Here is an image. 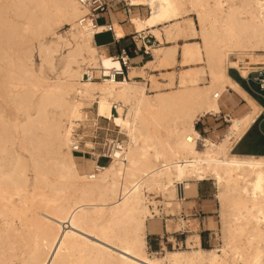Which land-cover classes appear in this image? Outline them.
<instances>
[{"label": "bare ground", "instance_id": "obj_1", "mask_svg": "<svg viewBox=\"0 0 264 264\" xmlns=\"http://www.w3.org/2000/svg\"><path fill=\"white\" fill-rule=\"evenodd\" d=\"M74 2L0 0V107L15 99L21 108L36 113L19 128L0 119V264H14L20 255L21 264H47L49 260L57 264H258L264 259V192L260 191L264 188V155L237 154L234 147L259 118L263 106L229 71L235 69L247 77L264 67L263 58L244 59L264 55L260 0H195L202 5L197 11L200 30L189 27L195 23L190 9L178 20L158 19L147 26L145 18L133 17L141 20L136 32L150 29L161 45L150 49L154 62L132 66L124 80H110L112 68L102 71V60L112 56L104 54L93 34L77 30L69 39L58 35L60 40L45 49L47 67L40 79L32 66L33 39L58 22L69 11L64 6ZM174 2L155 0L158 5ZM152 3L136 0V5H147L149 19ZM160 24L165 35L155 29ZM186 38L192 40L179 46L177 41ZM165 40L175 44L164 45ZM66 46V64L57 71L56 56ZM177 65L182 69L173 70ZM85 66L99 69L102 79L84 80ZM149 69L154 70L152 74ZM47 71L56 72V77L50 78ZM159 71L160 77L166 76L164 80L155 79ZM139 79L149 81L155 95L148 94V83ZM19 83L23 84L21 91L15 88ZM58 90L74 93L86 109L101 97L114 118L115 106L125 121L128 112L133 122L139 113L134 141L122 133L127 138L129 163L114 160L99 166L86 158L87 171L82 173L75 153L65 157L58 150L56 133L64 114ZM229 90L244 98L248 111L229 120L231 127L222 141L201 133L204 143L194 141V151H185L180 146L183 130L179 127L185 113L215 107L216 112L203 117L215 115L220 97ZM50 109L59 114L58 119L50 117ZM234 126L240 129L239 136L228 140ZM180 169L184 170L182 180L177 179ZM209 177L218 187L223 247L206 250L196 234L198 245L188 250L171 251L164 244L162 251L150 254L148 222L160 214L158 203L165 204L167 216H175L181 208L178 185L184 184L188 194H193L197 182ZM56 236L64 237L55 241L64 244L63 249L52 247ZM170 241L175 244L173 237Z\"/></svg>", "mask_w": 264, "mask_h": 264}, {"label": "snow or ice", "instance_id": "obj_2", "mask_svg": "<svg viewBox=\"0 0 264 264\" xmlns=\"http://www.w3.org/2000/svg\"><path fill=\"white\" fill-rule=\"evenodd\" d=\"M132 3L136 5V0H132ZM140 7V5H136ZM261 10H264V0H260L258 5ZM69 9L58 20L51 24L49 28L40 34H37L33 39V60L32 66L37 76L40 79L44 78L46 65L44 63V52L46 48H50L55 45V42L60 40V35H63L64 30H69V38L71 33L77 30L83 31L86 35L90 36L95 33L112 32L116 38L124 35L123 31L116 25L115 21L117 17H110L107 24L97 25L94 23L97 17L94 15L96 8H104L106 5L96 3L95 0H75L74 3L64 6ZM110 8V6H108ZM147 7V5H144ZM202 5L197 4L195 0L192 3H185L182 0H176L174 3H167L165 5H158L153 0L151 4V18H147L149 13L145 12L143 23L145 26L154 25L158 19L164 21H172L180 19L186 12L191 10L193 20L197 19V11ZM157 8H160L159 17L157 16ZM134 28H138L141 23L140 19L130 21ZM189 27L202 28V23H194ZM199 33H197V38ZM51 42V44H50ZM63 43V41H60ZM74 46V45H73ZM67 50V46H66ZM38 53V55H37ZM99 56V53H97ZM59 59V55H57ZM122 63H127L126 60H115L113 58H104L101 62V68H112L119 70ZM59 91V90H58ZM60 103L63 105L64 114L61 117V123L57 128L56 139L58 150L65 156L70 157L73 152H79L83 150L92 157L93 161H96L97 154L100 156H112L118 159H124L125 163H129L127 156L122 155L124 150L128 147L126 144L118 143L117 133H124L128 138L133 139L136 134V130L139 128V113H137V119L133 122L132 113L128 112V120L123 118V112L118 108L116 109L117 115L114 118L106 106L103 98L97 96L93 101L95 107L88 105L87 109L85 105L81 104L78 98H74V93L65 94L63 91H59ZM87 110L88 116L83 115V112ZM217 109L215 107L197 108L194 110H188L183 116V141L181 147L187 152L194 151V141L201 139V133L207 135V130L202 128L198 123L203 117L204 113H214ZM35 117L36 113L33 111L31 114ZM110 122V123H109ZM200 129L198 132L197 129ZM240 129L236 126L233 128V132L228 135V140H232L234 136H239ZM250 132L248 135L250 136ZM91 141V142H89ZM222 149L227 147V144L221 146ZM156 159H159L157 157ZM148 173H144V177H147ZM184 177V170H179L177 179L182 180ZM151 192V189H148ZM264 192V188L260 189ZM127 195V193H125ZM64 237H54L53 248L63 249L64 244L56 243ZM58 255L59 253H54ZM47 264H57L56 261L49 260ZM125 264H135L134 261H125ZM140 264H150V262L141 261ZM258 264H264V259L258 261Z\"/></svg>", "mask_w": 264, "mask_h": 264}, {"label": "rangeland", "instance_id": "obj_3", "mask_svg": "<svg viewBox=\"0 0 264 264\" xmlns=\"http://www.w3.org/2000/svg\"><path fill=\"white\" fill-rule=\"evenodd\" d=\"M145 12L148 13L149 11L147 9H145L144 13ZM142 17H144V15ZM195 23H199L198 17L195 20ZM198 29L200 30V28H198ZM58 35H60V34L58 33ZM61 36L69 39V30L65 29L63 35H61ZM106 41H107L106 35L98 36L96 39V43L98 45L103 44ZM184 41H191V40H190V38H186L185 40L179 41L178 43L182 44ZM198 41H200V39H198ZM243 42H245V40H243ZM155 47H158V46H155ZM66 51L67 50L63 47L60 49V52L58 53L59 59H57V56H56L55 65L57 67V71H61L66 64V61H67ZM104 54L109 55L108 52H105V51H104ZM37 55H38V53H37ZM258 55L259 56L256 55L255 57L254 56L253 57H245L244 59L249 58L250 61H251V59L253 60L254 58L255 59L256 58H259V59L263 58L264 59L263 54H258ZM148 60H151V61L155 60V56L153 55L152 52L150 53V55L146 61H148ZM146 61H144V63ZM141 65H143V63ZM181 69H182V67L181 68L175 67L173 70L179 71ZM171 70L172 69H168V71H171ZM153 71L154 70L149 69L148 73L152 74ZM162 71L167 72V70H162ZM162 71L154 73L155 75L157 74V77L159 76L158 78L156 77L155 79L164 80L166 78L165 75H163L164 78L160 77V76H162V75H160V73ZM47 72H48L47 74L50 78L54 79L56 77V75H55L56 72H53V73L50 71H47ZM229 72H230L232 77H234L238 80H241V76L237 70L230 69ZM141 80L143 82L148 83V86H149L148 91H147L148 94L155 95V92H153L154 89L151 88V83L149 81H146V80L144 81L143 79H139V81H141ZM147 80H148V77H147ZM15 88L17 89V91H21V90H23V84L19 83L17 86H15ZM165 90H166L165 88L161 89V91H165ZM74 98H77V96L74 95ZM247 111H248V107H247ZM114 113L116 114L117 112L114 111ZM219 113H221L220 100H219V105H218V112L215 115L202 117V120H204V119L209 120V122L212 124L211 132L208 133L207 135L203 134L204 136L208 137L207 139H210L213 141H222L224 139L225 135L228 134V132H229L231 124L224 122V119L223 118L221 119V117H219V116H221V115H219ZM49 115L52 119H58V116H59V114L55 110H52V109H50ZM88 115H89V112L86 110V116H88ZM31 116H32L31 113L28 112L27 109L21 108L20 104L15 99L10 103V105H4L3 104L0 107V119L2 121H4L5 123H13L15 126H17V128H19L21 122H25L26 120L30 119ZM217 118H219V121H215ZM218 123H220V126L218 125ZM179 127H180V129L183 130L182 123H179ZM198 130L200 131L199 128H198ZM37 135L39 137L43 136V134L41 132H37ZM117 135L121 139L127 140V138L122 133H117ZM175 140H176V137L174 136L173 141H175ZM248 145L249 144L242 143L237 149H235V147H234V152L238 154L242 150H247L249 148ZM250 145H252V144H250ZM253 145H255L254 147H256L257 150H260V151L264 150V143L253 144ZM199 151L201 152L202 149H199ZM243 155H247V154H243ZM74 157H75V160H77L76 162L78 163V168L81 170L82 173H85V171H87V168L84 166V164L86 163V160H87L86 158H90V157H84L83 159H81L80 156L77 154H75ZM103 163H104V165H106L109 162L106 160V161H103ZM202 184H203L204 190L207 192L208 196L201 198L203 200V202L201 203L202 204L201 207H198V211L196 210V213H197V217L201 221L205 220V222H206L205 225L201 226L200 220L193 219V218H195V216L193 215L195 213V211L193 209H196L195 203H193V202H182V199L185 197V194L188 197L192 196V194H188V190L185 188L184 184L178 185V191H177L178 201L177 202L181 203V208L176 210V215L175 216H167L165 208H164L165 206H163L165 204L162 202V203H158L160 214L156 215V217L153 221L151 220L150 222H148L149 226H151L150 223L155 224L157 222L158 224L156 223L155 225H159V229H160L159 231L156 232L159 234L157 237L150 236V235L147 236L148 252L149 253L151 252L150 254L162 251L161 249H162L164 244L166 245L167 249L171 250V251H173L174 249L180 250V251L188 250L190 247H194V246L198 245V240L195 237L196 234L200 235L201 246L206 250H211L214 248H219V247L222 248L223 247V245H224L223 230H222L223 229V220H222V215H221V204H220L219 200L217 199L218 187L215 185V182L212 178H210L209 180L203 181ZM221 189H223V187ZM192 191H194V190H192ZM193 197H195V196H193ZM193 197L189 198L188 201H193L194 200ZM156 200H162V197H158V198H156ZM153 208L154 207L151 206L152 210H153ZM173 208H176L175 204H174ZM183 215H187L188 217L183 220ZM151 228H152V226H151ZM179 228H181L183 232L182 231H180V232L176 231ZM2 230H3L2 227H0V232H2ZM171 237L174 238L175 244L170 241ZM155 238H158V240H156ZM21 258H22V256L20 255L19 258L17 259V261L14 262V264H21V261H22Z\"/></svg>", "mask_w": 264, "mask_h": 264}, {"label": "crops", "instance_id": "obj_4", "mask_svg": "<svg viewBox=\"0 0 264 264\" xmlns=\"http://www.w3.org/2000/svg\"><path fill=\"white\" fill-rule=\"evenodd\" d=\"M145 9H147V8L146 7H142V8L135 9L134 14H132V16H130V17L127 16L123 12L115 13L114 16H113V17H117L115 23H118L122 27L123 31L125 32V35L122 38H116L114 36V33L101 34V35H106L107 41L105 43H103V44H99V46L101 48H103L105 52H108V54L110 56H116L122 50H124V49L127 50L129 55H130V58L132 60L133 66H139L140 67V65L142 63L145 64L147 62H150L151 60L146 61L147 58L149 57V55H145L143 53L144 48L145 47H147V48L150 47L149 50L150 49L152 50L155 46H160L161 44H160L159 40L154 35H152L150 33V31H149L150 29L147 30V32H145V31H143L141 33L140 32H136L135 28L130 23V21H132L133 17H137L138 16L140 18H145V17H142L144 15V10ZM158 26H156L155 29L161 30V33L163 35H165V31L163 30V25L160 24V26L159 27ZM101 35H99V36H101ZM139 35L142 38H140ZM97 37H95V38L97 39ZM96 39H95V41H96ZM182 40H185V39H180L179 41H182ZM135 41H136V43H135ZM179 41H177V43ZM184 42L182 44L178 43L179 46H182L184 44ZM173 44H175V43L174 42H167L166 40L164 41V45H173ZM180 50L181 49H179L178 56H177V60L178 61L181 60V58L179 56L180 52H181ZM155 59H156V57H155ZM144 61H146V62L144 63ZM176 67H180L181 68L180 65H177ZM232 78H234V77H232ZM234 80H236L240 84V86L251 97H253L256 101H258L263 106V111H262L261 115L255 121V123L252 125L250 130L244 136V138L235 145V149H237L242 143H246V144H249L248 145V147H249L248 149L249 150L248 149L247 150H242L238 154L264 155V150L263 151L257 150L256 147H254L255 145H253V144L264 143V99L261 98L258 95H255L251 91V89L249 88V85H248L247 81L244 80L242 77H241V80H238L236 78H234ZM252 87H254L255 90H258V87L255 86L254 84H252ZM220 110H221V113H219V115H221V116H219V117H221V119L224 116H229L230 119L232 117L233 118H238V117H241L242 115H244L246 113L247 105H246V102H245L244 98L238 92H236L234 90H229L226 94H224L222 97H220ZM215 121H219V118H217ZM198 123L201 125L202 128L207 130V133L211 132L212 124L209 122V120H206V119L202 120L201 119ZM218 125L220 126V123H218ZM250 132L252 134L249 136L248 134ZM250 144H252V145H250ZM193 196H195V197H193ZM207 196H208L207 192L204 190V186H203L202 182H198L197 185H196V191L193 192L192 196H189V197L186 196V194H185V197L182 199V202H193V203H195V208L196 209H193V210L195 211L194 214L197 215L196 210L198 211V207H201V205H202L201 203L203 202V200L201 198L207 197ZM191 197H193L194 200L193 201H188L189 198H191ZM193 219L200 220L198 217L197 218L195 217ZM205 223H206L205 220H203V221L200 220V225L201 226L202 225L204 226ZM159 230H160L159 229V225H153L152 228L150 226L148 228V236L150 235V236L157 237L159 234L156 233V232L159 231ZM155 239L158 240V238H155Z\"/></svg>", "mask_w": 264, "mask_h": 264}, {"label": "built area", "instance_id": "obj_5", "mask_svg": "<svg viewBox=\"0 0 264 264\" xmlns=\"http://www.w3.org/2000/svg\"><path fill=\"white\" fill-rule=\"evenodd\" d=\"M95 2L98 4L102 3L106 5V7L104 8H100V7L96 8L94 15H96L99 18L96 19L94 23H96L97 25L107 24L109 18L113 17L114 14L117 12H123L127 16L130 17L132 16V14H134L135 9L144 7V6H140V7L134 6L129 2V0H95ZM108 6H110V8ZM105 33H112V32H105ZM101 34H104V33H95L93 35L94 37H97ZM140 38L142 37L140 36ZM143 53L145 55H150L149 48L145 47ZM112 58L115 60H121V61L126 60L127 63H122L119 70L112 69L111 73L109 74L110 80L115 81V80L126 79L129 76L130 70L133 66L132 60L130 58L128 51L124 49L118 55L112 56ZM102 75L103 74H101L99 69L94 68L92 66H85V71L83 74L84 80H88V81L100 80L102 79ZM242 78L247 81L249 88L255 95H258L264 99V67H261L258 70L249 73L247 77H242ZM252 84L257 86L258 90H255L254 87H252ZM115 111H116V106H115ZM223 119H224V122L229 124V120H230L229 116H224ZM117 137L119 136L117 135ZM117 142L126 144L125 140L121 138H119ZM73 153L82 155L83 157H90L92 159V157L89 154H87L83 150V148L79 152H73ZM122 155L126 156V149L124 150V153ZM106 160L108 162L114 161V160L119 161V162H125L124 159H118L112 156H100L99 153L97 154L96 162L98 163L99 166H104L103 161H106ZM193 215L195 216L196 214H193ZM187 217H188L187 215H183V219ZM195 217H197V215Z\"/></svg>", "mask_w": 264, "mask_h": 264}]
</instances>
